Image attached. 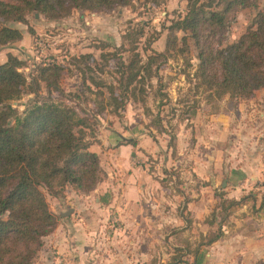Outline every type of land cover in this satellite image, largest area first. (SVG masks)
I'll list each match as a JSON object with an SVG mask.
<instances>
[{"label": "rangeland", "instance_id": "1", "mask_svg": "<svg viewBox=\"0 0 264 264\" xmlns=\"http://www.w3.org/2000/svg\"><path fill=\"white\" fill-rule=\"evenodd\" d=\"M188 4V0H135L131 6L119 7L110 13H94L77 8L57 19L31 13L26 23L6 24L20 30L23 39L0 46V64L7 62L9 54L16 56L24 63L21 71L28 81L37 79L41 67L61 64L67 70L61 83L65 91L62 99L70 106L94 110L97 106L92 101L94 97H85L90 99L89 102L84 97L79 101L72 97L82 85V70L96 79L113 82L117 78L113 71L118 57H121H115V54L124 44V36L132 30L144 31L138 52L143 63H146L152 54L151 49L156 52L165 50L166 28L187 14ZM258 4L264 10V0H259ZM256 14L257 10L252 9L234 12L225 31L224 44L239 41L251 30ZM178 36L181 38L184 34L179 33ZM189 46L190 50L185 55L169 58L159 69L153 66L152 76L147 79L145 105L130 100L124 109L117 112L109 109L99 119L94 138H91L90 150L101 155L95 152L100 157L105 178L93 192L83 194L69 186L53 196L42 188L50 210L57 218V227L44 239L36 264L47 256L58 264H117L118 261L120 264H208L212 245L222 241L225 231L230 229V233L235 235L240 218L239 208L246 202V196H264V178L243 197H240L242 188L233 186L232 163L240 160L245 147L240 139L232 144L229 135L233 130L241 129L240 108H243L244 114L247 112L248 118L251 116V120L247 119L249 126L257 123L264 97L260 99L256 94L251 100H232L229 96L223 100H209L206 92L196 90L194 74L199 64L198 50L192 41ZM147 48L150 50L146 51ZM88 54L100 66L91 60L75 64L73 58L79 59ZM102 54H109V61H105ZM122 56L127 59L128 54ZM89 67L95 70L103 67L105 73L96 71L89 74ZM37 93L27 92L13 103L19 114L35 102L49 99L44 82L40 83ZM52 99H59L58 94L53 93ZM252 100L257 102L250 103ZM240 104H244V107ZM215 123L223 128L213 127L209 134L208 126ZM253 127L256 131V126ZM114 130L121 131L127 138L141 140L142 145L136 149L134 156L124 151L114 157L116 154L112 151L116 148L110 139ZM216 131V134L213 133ZM134 142L138 145V142ZM214 142L216 149L213 148ZM208 161L214 167L213 174L209 172ZM198 166H201L199 171ZM130 192L132 194L128 195ZM77 195L89 199L78 206L75 203ZM68 197L75 199L69 201ZM224 200L241 201V204L225 212V206H222ZM194 201L204 203L207 216L201 219L191 217L192 213L188 212L186 205ZM68 210H72V213L63 216ZM181 213L186 222L181 220ZM143 215L149 218L153 226L150 234L142 233L146 225ZM130 216L141 218L138 226L141 231L136 235L128 233L132 225L127 222ZM161 217H171L175 222L158 229L157 223ZM69 219L78 224L79 234L71 228L66 232L71 234L70 237L58 234L57 229L61 225L63 228V222ZM220 222L223 224L222 237L207 245L208 240L220 232ZM61 235L68 249L75 247V252L61 256L56 254L57 251L50 244L53 236ZM133 240H136V244L131 245L130 241ZM144 243L148 245L144 247ZM197 250L198 256L195 258ZM230 255L238 257L235 253ZM174 256H181L180 261L174 263ZM223 256V252L217 250L216 259Z\"/></svg>", "mask_w": 264, "mask_h": 264}, {"label": "trees", "instance_id": "2", "mask_svg": "<svg viewBox=\"0 0 264 264\" xmlns=\"http://www.w3.org/2000/svg\"><path fill=\"white\" fill-rule=\"evenodd\" d=\"M135 0H0V46L21 41L18 29L7 27L11 22L26 23L31 13L48 19L67 16L73 9L94 13H110L128 7ZM160 2L163 0H153ZM188 12L166 28L163 52L151 51L148 61L138 52L143 30L129 31L124 44L117 49V78L113 82L96 79L82 70V85L72 97L86 102L88 95L97 104L94 110L70 106L61 83L67 71L61 64H48L39 69L37 79L28 81L21 71L22 60L9 54L0 64V264H36L44 239L57 227L42 188L57 196L67 187L90 194L105 178L100 157L90 150L99 119L110 109H124L127 101L146 103L147 79L169 58L185 55L192 41L198 50L199 64L194 78L196 90H203L209 100H251L264 91V10L259 0H188ZM257 10L253 28L239 41L225 45V31L237 10ZM184 36L179 38L178 34ZM129 42V44H127ZM128 54L127 59L122 55ZM109 54H102L109 61ZM75 64L91 60L92 55L73 58ZM81 69V68H79ZM88 73H105V68H87ZM97 73V72H96ZM44 82L49 99L35 102L22 114L13 103L27 92L37 93ZM57 93L59 99H52ZM136 145L135 142H129ZM264 162V156H263ZM264 197V196H263ZM245 200V199H244ZM243 200V201H244ZM241 201H223V210L239 206ZM219 233L207 245L222 237ZM182 251V250H180ZM198 256V250L195 251ZM184 255V254H183ZM181 257V256H180ZM180 257L173 258L174 263Z\"/></svg>", "mask_w": 264, "mask_h": 264}, {"label": "crops", "instance_id": "3", "mask_svg": "<svg viewBox=\"0 0 264 264\" xmlns=\"http://www.w3.org/2000/svg\"><path fill=\"white\" fill-rule=\"evenodd\" d=\"M257 95L261 99L262 97H264V91H259ZM256 102L257 100L250 101V103H253V104H255ZM250 105L251 106L249 108L252 107V104ZM260 105H261L260 109H262V111L259 113L258 118L256 120L257 123L255 125L254 124L251 126L248 125L249 121H247V119L251 120L252 118L251 116L248 118L247 112L244 114L243 108H240V111L242 110V113L240 112V117L242 118V121L239 122L240 124L239 126L241 127V129L233 130V132L229 133V135L231 134L230 140L232 144L237 143L238 140L240 139L242 140L243 146L245 147L243 154L240 157V160L238 161L236 160L235 163L233 162L232 168H231V178H233L232 180L233 186L242 188L241 189L242 193L240 197H243L242 196L243 194L248 195V192L251 191V189L253 188V185H256L259 181H262V179L264 178V162H263L264 101ZM240 106L244 107V104L243 105L240 104ZM217 124L218 123L209 125L207 132H209L210 134L212 132L213 127L216 129ZM253 126H256L255 128L256 131L254 130ZM217 128L221 129L223 127L218 125ZM223 130H225V128ZM253 131H255V133H253ZM213 133L216 134L217 131ZM110 139H112L111 144H113L114 147L116 148L112 151L114 154H116L114 157L123 153L124 151L130 152L131 155L134 156L137 151L136 149H140V145H142L141 140L136 139V137L127 138L124 134L121 133V131H117V130H114L112 132V138ZM132 141L138 142V145L130 144L129 142H132ZM123 142L125 144H123ZM213 148L216 149L215 142H214ZM97 153L99 154V152ZM208 166L210 167L209 172L213 174L214 167L212 166L211 161H208ZM198 167L199 169L197 171L201 169V166H198ZM243 189H248V191H244ZM131 194L132 192H130V194L128 195H131ZM76 197H77L76 199L68 197V200L72 201L73 199H75L76 201L75 203H77L78 206L79 204L85 203L89 199V197L85 198L84 196H80V195L79 196L77 195ZM247 197L248 196H246V202L243 203L239 208L240 218H238L239 221H238V226L235 229L236 231L235 235L233 233H230L231 232L230 229H227L225 231V237L222 239V241L217 242L212 245L213 247H211V250H212L211 259H209L208 264H264V197L262 195H258L255 197H248V199ZM98 201L99 200H97V202ZM186 206L188 207L187 208L188 212L192 213L191 217H194L196 219H201L202 217L207 216L206 211L204 210L205 205L203 202L201 204H198L196 203V201H194V202L188 203V205ZM76 213H77V210L74 214ZM180 216H181L180 217L181 220L186 222V219L182 213ZM73 217H75V215ZM130 217L127 222H129V224H132V225L130 227V231L128 230V233H134L136 235L139 233V230L141 231V229L139 228L141 218L139 216H130ZM143 219H144V224L146 225L143 226L142 233L150 234V230L153 229V226L151 227L150 220L149 218H147V216L143 215ZM173 222L175 221L171 219V217H168V218L161 217L160 222L157 223V227L158 229H160V227L162 228L167 224L168 225L173 224ZM63 223H64L63 228L61 225L57 229L58 234L60 233L67 234L66 232H69L70 228L73 229V231L76 230L75 232L79 234L78 232L79 230L76 227L78 224H75V221L73 219H69V221L63 222ZM67 235L70 237L71 234H67ZM135 241L136 240H133L132 242L130 241V244L131 245L136 244ZM147 245L148 243H144V247H146ZM50 246L55 251H57L56 254L60 256L66 253L71 254L75 252L76 250L75 247L70 249L72 251L68 249V244L64 241L63 235L53 236ZM217 250H219L220 252H223L224 256L222 259L221 258L218 260L216 259ZM46 252L47 251H45V255H46ZM234 253L237 254L238 257L230 255ZM39 264H58V262L57 261L55 262L54 259L51 258V256H47V258L41 260V263ZM117 264H120V262L118 261Z\"/></svg>", "mask_w": 264, "mask_h": 264}, {"label": "water", "instance_id": "4", "mask_svg": "<svg viewBox=\"0 0 264 264\" xmlns=\"http://www.w3.org/2000/svg\"><path fill=\"white\" fill-rule=\"evenodd\" d=\"M72 213V210H68V212L63 213V216H69Z\"/></svg>", "mask_w": 264, "mask_h": 264}]
</instances>
